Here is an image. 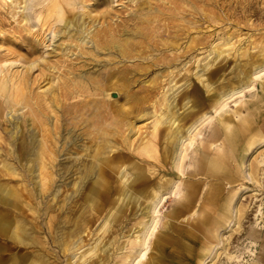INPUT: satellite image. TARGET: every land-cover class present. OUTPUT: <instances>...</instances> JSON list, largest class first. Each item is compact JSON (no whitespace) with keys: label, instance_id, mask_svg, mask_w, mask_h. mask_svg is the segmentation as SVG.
<instances>
[{"label":"rangeland","instance_id":"obj_1","mask_svg":"<svg viewBox=\"0 0 264 264\" xmlns=\"http://www.w3.org/2000/svg\"><path fill=\"white\" fill-rule=\"evenodd\" d=\"M159 11L170 13V21L179 25L178 49L154 45L159 43H153L160 38L158 36H166V32H156L161 29L155 30V39L144 42V52L137 55L131 50V57L120 56L115 49L96 47L100 40L113 38L119 46L128 36H136L135 31L143 26L141 21L146 15L152 18L151 25H163V19L154 17ZM25 14L32 21L25 18ZM72 16L75 25H66ZM93 19L98 21L93 24ZM97 31L101 38L96 37L95 41L91 36ZM69 33H75L79 39L68 36ZM192 38L195 42L187 46ZM7 57L36 59L39 64L31 71L28 88L31 97L35 96L33 100L47 112L46 126L54 134L55 161L50 167L51 182L46 188L50 190L40 191L36 183L39 179L37 167L31 168L29 162L39 140L40 131L37 132L39 129L33 124L37 120L34 121L27 108L20 104L15 105V110L5 108L0 117V219H6L5 224L9 226L19 223L33 242H17L12 246L8 244L10 240H0V254L3 255L0 264H10L14 256L22 257L18 258L19 264H42L44 261L76 264L78 260L83 261L82 254H92V245H98L101 251L86 260L87 264H99L107 256L109 259L102 264H123L122 261L129 264L131 258L125 262V255L129 250L135 255L145 239L149 246L145 245L148 247L142 264H264V92L260 86L264 83V74L252 78L251 73L256 63H264V0H0V59ZM14 63L11 67L8 64L10 69H23L22 63ZM111 71H115L116 76ZM118 71L125 72L124 76ZM90 76L98 79L103 87L100 86L96 95L67 96L69 99L64 100L65 79L74 78L92 88L96 84ZM248 79L252 80L251 87L224 100L227 92L239 88ZM108 80L118 86L114 88L118 92L117 101L109 103L112 109L121 105L129 109V117L116 116L122 118L117 122L120 138L119 135L113 137L117 147L110 154L127 152L130 156L124 162L115 157L116 174L105 166L103 155L93 157L96 144L91 142L84 116L73 117L72 110L66 114L61 107L81 99L110 100L108 88L104 89L105 85H110ZM46 87L51 90L45 91ZM213 93L222 101L211 108ZM55 96L60 98L59 105ZM163 97L167 98V106L162 104ZM161 110L174 112L185 129L197 125L191 132L192 143L185 141L183 144L186 156L180 168H175L176 160H163L167 118H163L164 123L159 124L155 136L158 159L144 158L137 153L141 140L152 137L155 114ZM104 114L103 123L105 116L109 118ZM255 117H258L254 125L257 133L243 135L233 149L225 137L228 132L224 131L234 129L242 120L253 121ZM221 119L227 122L226 126ZM128 120L133 121L128 131L131 141L125 145L122 139L127 133L124 131ZM23 137L27 141L25 156L19 160L17 144ZM179 147L180 143L176 152ZM205 147L209 149L205 151L210 159L217 152L221 156H217L215 162L220 166L218 174L212 171L211 161L205 170L198 169ZM90 163L94 171L84 175ZM97 183H103L102 189ZM13 190L17 191L18 198H7L5 193ZM153 190L165 193L153 212L156 215L150 210L157 201L156 196L150 195ZM152 216L157 217L149 226L148 239L143 233ZM1 229L0 225V232L10 234ZM74 230L80 232L72 239L71 250L64 252L59 239L66 235L67 239L73 237L69 233ZM131 242L136 243L134 248ZM79 244L82 246L77 249Z\"/></svg>","mask_w":264,"mask_h":264},{"label":"bare ground","instance_id":"obj_2","mask_svg":"<svg viewBox=\"0 0 264 264\" xmlns=\"http://www.w3.org/2000/svg\"><path fill=\"white\" fill-rule=\"evenodd\" d=\"M5 1H11V0H5ZM152 1V0H151ZM178 1V0H177ZM104 2V1H103ZM135 2V1H134ZM156 2V1H154ZM176 2V1H175ZM14 3V2H13ZM82 3V2H81ZM91 3V2H90ZM158 3V1H157ZM181 3V2H180ZM183 3V2H182ZM196 3V2H195ZM194 3V4H195ZM23 4V3H22ZM21 4V5H22ZM103 4V3H102ZM137 4V3H136ZM163 4V2H162ZM176 4V3H175ZM19 5V6H21ZM26 5V4H25ZM111 5V4H110ZM147 5V4H146ZM168 6V4H166ZM180 5V4H179ZM102 6V5H101ZM158 7V6H157ZM180 7V6H179ZM18 8V6H17ZM25 7H23V10H24ZM162 8V6L160 7V9ZM176 8V7H175ZM27 9V8H25ZM88 9V8H87ZM147 9V8H146ZM159 9V7H158ZM182 8H180L181 10ZM17 10V9H16ZM164 10V9H163ZM26 11V10H25ZM91 10H89L90 12ZM165 11V10H164ZM94 12V11H93ZM91 12V13H93ZM171 12V11H170ZM178 13V12H177ZM29 14V13H28ZM21 15V14H20ZM152 15V14H151ZM157 16L154 15V17L157 19V20H161L163 19L164 20V23L163 25H158V24H150L152 18L151 17H148L147 15L145 16V18L142 19V24L143 26L141 27H138L137 31H135L136 36H128L127 39H125V41L122 42L121 45L117 46V44L112 41L113 38H111V40H100L99 39L101 37V35H99L100 31H97L96 35L95 34H92L91 36V39L93 38L95 40L96 37L97 40L99 41L100 44H97L96 43V47L97 48H102V49H105V48H108V49H115L117 52H119L120 56H127L129 55L130 57L132 56V54L130 53L131 50H135L137 55L139 54V52H142V46H144V42L146 41H149V40H152V39H155V35H154V32L155 30H158V29H161V30H158L156 31L157 33H161V32H166V36H158L160 37L159 39L156 38V41H154L153 43L155 42H159V43H155L154 45L156 46V44H160L161 46H163L164 48H170L171 49H178L180 47V42H179V39L177 38L178 36V33H177V30H180L178 29V24H174L172 23L170 20H172V16L170 13H166V12H163V11H159L158 14H156ZM25 18H28L29 15L25 14L24 15ZM176 16V15H175ZM23 18V17H22ZM72 18L73 16L68 19V21L65 23L66 25H70V26H74L75 24L72 22ZM140 18V17H139ZM174 18V17H173ZM206 18V17H205ZM29 19V18H28ZM87 19V18H86ZM135 19V18H134ZM177 19V18H176ZM16 20V19H15ZM24 21V18L22 19ZM194 20V19H193ZM28 21V20H27ZM26 21V22H27ZM29 21H32V19ZM28 21V22H29ZM96 19H93V24L96 23ZM139 22V21H138ZM77 23V22H76ZM86 23V22H84ZM90 23V21H89ZM162 23V22H161ZM194 24V23H193ZM35 25V24H34ZM209 25V24H208ZM212 25V24H211ZM36 26V25H35ZM56 26V25H55ZM20 27V26H19ZM32 27V26H31ZM37 27V26H36ZM80 27V26H79ZM78 27V28H79ZM88 27V25H87ZM93 27V26H92ZM123 27V26H122ZM193 27V26H192ZM26 28V27H25ZM47 29V28H46ZM61 29V28H60ZM67 29V28H65ZM90 29V28H89ZM123 29V28H122ZM188 29V28H187ZM198 29V28H197ZM227 29V28H226ZM217 30V29H216ZM37 31V30H36ZM153 31V32H152ZM188 31V30H186ZM229 31V30H228ZM55 30H53V34H54ZM78 33L80 31H77ZM125 32V31H124ZM128 32V31H127ZM130 32V31H129ZM192 32V31H191ZM237 32V31H236ZM67 33V32H66ZM52 34V35H53ZM64 34H65V30H64ZM120 34V33H119ZM123 34V33H122ZM134 34V33H133ZM202 34V33H201ZM213 34V32H212ZM252 34V33H251ZM5 35V33H4ZM27 35V34H26ZM57 35V34H56ZM68 36H72L73 38L75 39H79V36H76L75 33H69L67 34ZM66 35V36H67ZM194 35V34H193ZM215 35V34H214ZM181 36V35H180ZM192 36V35H191ZM56 37V36H55ZM62 37V36H61ZM193 37V36H192ZM182 38V37H181ZM188 38V37H187ZM212 38V37H211ZM183 39V38H182ZM181 39V40H182ZM214 39V38H213ZM230 39V38H229ZM233 39V38H232ZM22 40V39H21ZM96 41V40H95ZM251 41V40H250ZM37 42V40H36ZM145 42V44H146ZM152 42V41H150ZM149 42V43H150ZM185 42V41H184ZM194 43L195 42V38H192L189 42V45H191L190 43ZM209 42V41H208ZM38 43V42H37ZM220 43V42H219ZM224 43V42H223ZM240 43V42H239ZM184 44V43H183ZM208 44V43H207ZM206 44V45H207ZM10 45V44H9ZM46 45V44H45ZM153 45V44H152ZM205 45V46H206ZM116 46L118 48H116ZM217 47V46H216ZM58 48V47H57ZM159 48H161L159 46ZM158 48V49H159ZM16 49V48H15ZM44 49V48H43ZM54 49V48H52ZM144 49H145V46H144ZM199 49V48H198ZM60 50V49H58ZM164 50V49H163ZM162 50V51H163ZM229 50V49H228ZM56 51V50H55ZM107 51V50H106ZM46 52V51H45ZM144 52V51H143ZM146 52V51H145ZM209 52V51H208ZM29 53V52H28ZM33 53V52H32ZM43 53V52H42ZM135 53V52H134ZM135 53V54H136ZM151 53V52H150ZM144 54V53H143ZM159 54V53H158ZM5 55V53H4ZM35 55V54H34ZM39 55V54H38ZM136 55V56H137ZM142 55V53L140 54ZM236 55V53H235ZM159 56V55H157ZM216 56V55H215ZM42 57V56H41ZM47 57V56H46ZM81 57V56H80ZM96 57V56H95ZM161 57V56H160ZM129 58V57H128ZM153 58V57H152ZM169 58V57H168ZM167 58V59H168ZM241 58V57H240ZM143 59V58H142ZM194 59V58H193ZM36 59H31V60H22V59H19V58H10V57H7L6 59H0V117L1 115L4 113V109L5 108H9V109H13L15 110V105H21V107H26L27 108V111H28V114L29 116L34 120L36 121L37 120V123L36 122H33V124L39 129L37 130L40 131V133L38 134L39 136V140L37 141V145L35 146L36 149L35 150V153L32 157H30L29 159V162L31 163V168L34 167L36 165L37 167V170H38V179L36 182L37 184L39 183V186L40 188V191H44L46 188H48L47 186L49 185V183L51 182V176H52V170H50L51 166H53V162L55 161V141L53 139V133H51V130L50 128H47V121L45 120V118L47 117V112L45 110V108L38 102H36V100H33L35 98L31 97L32 94L30 92V88H28V83L30 82L29 80V77H30V74H31V71L34 69V67H38L39 64H37V62L35 61ZM41 60L43 62H46V59L45 58H41ZM166 60V59H165ZM255 60V59H254ZM52 61V60H51ZM57 61V60H56ZM14 62H17L19 64L22 63V70H18V71H15V70H12L10 69L11 65L14 63ZM143 63V62H142ZM148 63V62H146ZM158 63V62H157ZM253 63V62H252ZM256 63V62H255ZM8 64L10 65V67L8 66ZM15 64V63H14ZM113 64V63H112ZM144 65V64H143ZM141 64V66H143ZM148 65V64H147ZM17 66V65H16ZM50 67V65H48ZM94 66V65H93ZM114 66V65H113ZM146 66V65H145ZM144 66V67H145ZM152 66V64H151ZM13 67V66H12ZM20 67V68H21ZM55 67V66H54ZM99 67V66H98ZM14 68V67H13ZM19 68V69H20ZM108 68V67H107ZM163 68V67H162ZM106 69V68H105ZM105 69H103L104 71H106ZM113 69V68H112ZM116 68H114L115 70ZM120 69V68H119ZM118 69V70H119ZM145 69V68H144ZM166 69V68H164ZM111 70V69H110ZM139 70V69H138ZM143 70V69H142ZM158 70V69H157ZM120 71V70H119ZM118 71V72H119ZM124 70H122L123 72ZM189 71V70H188ZM111 72H114V76H116V72L115 71H111ZM121 72V71H120ZM119 72V73H120ZM125 73V72H124ZM123 73V74H124ZM252 75L253 77L252 78H255L259 75H262L264 74V63H256L253 67V70H252ZM81 74V73H80ZM79 74V76H80ZM84 74V73H82ZM93 74V73H91ZM110 74V73H109ZM120 73V75H123ZM241 74V73H240ZM119 75V74H118ZM126 75V74H125ZM105 76V75H104ZM103 76V77H104ZM113 76V77H114ZM124 76V75H123ZM123 76L121 79H123ZM110 75H108V79H109ZM118 77H121V76H118ZM126 77V76H125ZM172 77V76H171ZM262 77V76H261ZM117 78V77H116ZM170 77H168L169 79ZM31 79V78H30ZM163 79V78H162ZM165 79V78H164ZM167 79V80H168ZM90 80L91 81H94L96 85H94L92 88H88L86 87L85 84L79 82V81H76L74 80V78L72 79H68L66 81L65 79V85H63V91H64V100H68L69 98L67 96H72V97H88V95H96L97 91L100 89V82L98 79H95L94 77H91L90 76ZM105 80V79H104ZM118 80V79H116ZM125 80V79H123ZM129 80V79H128ZM166 80V81H167ZM37 81V80H35ZM121 81V80H120ZM126 81H127V77H126ZM162 81V80H161ZM165 81V82H166ZM251 81L252 80H247L243 83L242 86H240L239 88L237 87L236 89H233V90H230L229 92H225L226 95H224V100H227L229 98H232L233 96L243 92V90L245 88H249L251 87ZM97 82H99L97 84ZM102 82V81H101ZM104 82V81H103ZM106 82V81H105ZM104 82V83H105ZM109 82V80H108ZM123 82V81H122ZM33 83V82H31ZM110 83V82H109ZM149 83H152V80L149 81ZM175 83V82H174ZM253 83V82H252ZM107 84V82L105 83ZM103 84V85H105ZM117 84V83H115ZM114 82L111 81L110 85L107 86L105 85V88H108L107 89V95H108V98L110 100L108 101H99V100H77V101H74L72 104H62L61 107H62V110L68 114L71 112H73V117H81V116H84V119H83V122L86 124V128H87V131H88V134L90 133V137L91 138V142L92 144H96L95 145V149H96V152L94 151V154H93V157L94 158H97L98 156L100 155H103L104 157V161H105V166L109 169H111L112 172H114L116 174V169L118 167V165L115 163L116 159L115 157H119L121 159V161H127L129 160L130 156L129 154H127V152L123 153V152H120V153H111V151L115 150V148L117 147V144L114 142L115 140H113L114 136L115 135H119V131L117 130V122H121V119L122 118H126V117H129L127 114L129 112V109H125V105H121V106H118L114 109H112V107L110 106V102L111 104H114V101H117V95H118V92L115 90L117 88H115V85ZM120 84V82H119ZM123 84H126V83H123ZM122 85V84H121ZM127 85V84H126ZM191 85V84H190ZM240 85V84H239ZM33 86H34V83H33ZM51 86V85H50ZM114 86V87H113ZM158 86V85H156ZM162 86V85H161ZM260 86H261V90L264 92V83L261 82L260 83ZM102 87V86H101ZM118 87V86H117ZM124 87V86H123ZM126 87V86H125ZM150 87H153V86H150ZM163 87V86H162ZM103 88V87H102ZM115 88V89H114ZM154 88V87H153ZM152 88V89H153ZM161 88V87H160ZM93 89V90H92ZM162 89V88H161ZM160 89V90H161ZM35 90V89H34ZM51 90V87L49 89V87H46L45 88V91H50ZM121 90V89H120ZM151 90V89H150ZM188 90V88H187ZM246 90V89H245ZM149 91V90H148ZM147 92V91H145ZM163 92V91H162ZM213 91H211L212 93ZM33 93V92H32ZM74 93V94H73ZM35 94V93H34ZM160 94V93H158ZM241 95V94H240ZM128 97H130V95L128 94L127 95ZM126 96V99H128V97ZM213 99L214 101L211 103V108H214L215 105L219 103V99L217 96L214 95V93L212 94ZM215 96V97H214ZM175 97V96H174ZM238 97V96H237ZM48 99V98H47ZM54 99L58 100L57 102V105H59V101H60V98H56V96L54 97ZM85 99V98H84ZM151 99V98H150ZM53 100V99H52ZM222 101V100H221ZM254 102L257 101V99H253ZM47 102V101H46ZM162 104L163 105H166L167 106V98L163 97V100H162ZM189 102V101H188ZM170 103V102H169ZM168 103V104H169ZM175 104V102H174ZM252 105L253 102H252ZM52 106V105H51ZM49 107V106H48ZM47 107V108H48ZM73 107V109L71 108ZM129 107V106H128ZM173 107V106H172ZM101 109L103 110L101 112ZM103 112L107 115H109V118L107 119V117L105 116L106 118V121L105 123H103V119H102V114ZM112 112H115V114L111 115ZM168 112V113H167ZM165 112L164 110H161L159 113L155 114L156 116V119L153 123V132H152V137H146L144 140H141L140 142V146L138 147V154L139 156L141 157H144V158H148V159H158V156L160 155L159 154V146L156 145V140H155V136L157 135V130H158V127L161 126L159 124H162L164 123V120L163 118H166L168 120L167 121V130H168V134L164 140V148H163V155H164V158L163 160L168 161V162H171L172 160L175 161V168H180V165H181V161L185 158V154H184V151H186V147L185 145L183 146L184 142L187 141L189 144L192 143V140H193V136L191 137V132L194 131V129L197 127V125H190L188 126L186 129L184 128V123L181 122V118L180 117H177V115L174 113V112H170V111H167ZM15 113V112H14ZM104 114V115H105ZM117 114V115H116ZM121 114L122 118L119 119V115ZM153 114V113H152ZM15 115V114H13ZM51 115V114H50ZM154 115V114H153ZM23 116V115H21ZM116 116H119V117H116ZM137 116V115H136ZM143 115H140L139 117H141ZM55 117V116H54ZM104 117V116H103ZM138 117V116H137ZM9 118V117H8ZM73 119V118H72ZM80 119V118H79ZM118 119V120H117ZM257 119L258 117H255V119L252 121V120H242L240 121L238 124L235 125V128L234 129H230V131H224L225 133V137H227V140H228V144H230L231 142V145L233 146V149H236L237 145H238V142L240 140V138L245 135V134H250V132L252 133L253 131L255 132L256 128H254V125L256 126V123H255V120L257 122ZM177 120V121H176ZM221 123H223L224 125L227 123L226 121L224 120H220ZM2 122V120L0 121ZM3 122H4V119H3ZM17 122V121H16ZM14 123V122H13ZM258 123V122H257ZM16 124V123H15ZM132 124H133V121H127L125 122V126H126V129L124 132L127 131L126 135H123V139H122V142L123 144L125 145H128V143L131 141L130 139V136H128V131H130V128L132 127ZM136 124V123H135ZM25 126V125H24ZM28 126V125H27ZM80 126H82L80 124ZM226 126V125H225ZM32 127V126H31ZM34 127V126H33ZM33 129V128H32ZM256 129V130H255ZM31 130V129H30ZM35 130V128H34ZM11 132V131H10ZM34 131V133H37ZM28 133V132H27ZM33 133V131L31 132ZM222 133V132H221ZM257 133V132H255ZM9 134V133H8ZM259 134V133H258ZM257 134V135H258ZM32 135V134H31ZM30 135V136H31ZM36 135V134H35ZM65 135V134H64ZM256 135V134H254ZM10 136V135H9ZM14 136V135H13ZM18 136V134H17ZM21 136V135H20ZM118 137V136H117ZM217 137V136H215ZM119 138H120V135H119ZM2 139V137H0V140ZM11 139V138H10ZM22 141L20 143H18L17 145H19V148H18V158L19 160L22 159L23 155L25 156L24 154V149L26 148V144H27V141H26V138L23 137L21 138ZM99 139V140H97ZM96 140V141H95ZM16 141V140H15ZM36 142V141H35ZM209 142V141H208ZM67 143V142H66ZM180 143V147H179V150L177 149L178 152H176V148H177V145ZM12 144V143H11ZM216 144V142H215ZM210 145H211V141H210ZM61 146V145H60ZM189 146V145H188ZM230 146V145H229ZM34 147V148H35ZM263 147V146H262ZM92 148V147H91ZM211 148V147H210ZM231 148V146H230ZM127 149V148H126ZM128 150V149H127ZM203 156L202 158L198 161V169L200 171H203L205 170V167H207L208 165V162L210 163L211 167L214 166L212 168V171L215 172L216 174L217 173V170L219 169V165L216 162V159L218 160V157H221V156H218L219 152L215 153V156H211L212 159L209 158V154H208V151H205V150H209L208 148H203ZM4 151V150H3ZM30 151V150H29ZM100 152V153H99ZM211 152V151H210ZM59 153V152H58ZM13 154H16L13 152ZM30 155V154H29ZM108 155V156H106ZM218 156V157H217ZM176 158V159H175ZM60 159V158H59ZM27 160V159H25ZM57 160V158H56ZM160 160V159H159ZM154 161V160H153ZM161 161V160H160ZM159 161V163H161ZM59 162V161H58ZM23 163V162H22ZM26 163V162H25ZM66 163V162H64ZM247 163V162H246ZM58 164V163H57ZM100 164V163H99ZM10 165V164H9ZM14 166V165H13ZM28 166V167H29ZM25 167V166H24ZM27 167V168H28ZM29 167V168H30ZM74 167V166H73ZM14 168V167H13ZM21 168V167H20ZM29 168L27 170H29ZM185 168V167H184ZM24 169V168H22ZM104 169V168H103ZM155 169V168H154ZM14 170V169H13ZM20 170V169H19ZM25 170V169H24ZM31 171H33L32 169H30ZM85 173L84 175H90L93 171H94V165L93 163H90L88 166H86V169H84ZM260 171V170H259ZM30 172V171H29ZM37 172V171H36ZM35 172V173H36ZM26 173V172H25ZM179 173V172H178ZM13 174V173H12ZM57 174V173H56ZM20 175V174H19ZM180 175V173H179ZM182 175V174H181ZM180 175V176H181ZM259 175V174H258ZM60 176V175H59ZM6 177V176H5ZM56 177V176H55ZM20 178H23L20 176ZM61 179V178H60ZM28 180V179H27ZM31 180H34V179H31ZM24 181V180H23ZM35 182V180H34ZM24 183V182H23ZM33 184L34 186V183L33 182H30ZM63 183V182H62ZM76 183V181H75ZM178 183V182H176ZM175 183V184H176ZM25 184V183H24ZM65 184V182H64ZM98 184V183H97ZM103 184V183H102ZM102 184L99 183L98 187L99 189H102ZM80 185V184H79ZM38 186V187H39ZM75 186V185H74ZM174 186V185H173ZM31 187V186H30ZM67 187V186H66ZM175 187V186H174ZM244 187V186H243ZM172 188V187H171ZM176 188V187H175ZM33 189V188H32ZM31 189V190H32ZM37 189V190H38ZM174 189V188H173ZM36 190V189H35ZM36 190V191H37ZM47 190V189H46ZM50 190V189H49ZM47 190V191H49ZM53 190V189H52ZM38 193V195L41 193ZM173 191V190H172ZM171 191V192H172ZM34 192V191H33ZM153 193L150 194L152 196H156L157 197V201L154 202V204L151 207L150 210H152V213L156 211V207H157V204H159L160 200L163 199L165 196V193L163 194V192H157L156 190H153L152 191ZM31 193V192H29ZM151 193V191L149 192ZM167 193V192H166ZM6 194V197L7 198H15L17 199L18 198V193L17 191L13 190L12 192H9V193H5ZM35 194V193H34ZM66 194V193H65ZM168 194V193H167ZM166 194V195H167ZM254 194V193H253ZM30 195V194H29ZM37 195V196H38ZM44 195V194H43ZM175 195V194H174ZM45 196V195H44ZM53 196V195H52ZM36 197V196H35ZM41 197V196H40ZM150 198V197H149ZM238 198V197H237ZM32 199H33V196H32ZM43 199V198H42ZM55 199V198H54ZM153 200V198H151ZM150 199V200H151ZM53 200V198L51 199ZM50 200V201H51ZM37 201V200H36ZM33 203V202H32ZM31 203V204H32ZM39 203V201L37 202ZM34 205V204H33ZM35 206V205H34ZM147 207H149L147 205ZM46 208V207H45ZM70 208V207H69ZM149 209V208H148ZM10 210V209H8ZM33 210V209H32ZM195 210V209H194ZM147 211V210H145ZM20 212V211H19ZM40 212V211H39ZM143 212V211H142ZM158 212V211H157ZM36 213V212H35ZM46 213V212H45ZM144 213V212H143ZM175 213H176V210H175ZM192 213V212H191ZM155 214V213H153ZM39 215V214H38ZM156 215V214H155ZM172 215H174L172 213ZM35 216V215H34ZM203 216V215H202ZM31 217V216H30ZM36 217V216H35ZM48 217V216H47ZM157 217V216H155ZM155 217L152 216V219L150 221V225H148L147 227H145V231L143 233V237L146 236L147 234V231H149L148 229L150 228L149 226L152 225V223L155 221ZM39 218V217H38ZM19 219V218H18ZM37 219V218H36ZM6 220V219H5ZM5 220L4 219H0V225L2 226L3 229H1V231H8V235H6L4 232H0V240H10L9 241V245H12L14 246L13 244L17 243V242H26V243H29L31 242V235H29L28 232H26L25 229H22L19 225V223L15 224L14 226H9V224H5ZM75 223V222H74ZM157 223V221H156ZM155 224V223H154ZM38 225V224H37ZM48 225V224H47ZM107 225L109 226V224L107 223ZM31 226V225H30ZM82 226H85V223L82 225ZM39 227V226H37ZM36 227V228H37ZM27 228V227H26ZM40 228V227H39ZM141 228V227H140ZM152 228V227H151ZM107 228H105V230H107ZM143 229V228H142ZM42 231V230H41ZM72 231V230H71ZM142 231V230H140ZM152 231V233L154 232L153 229L151 230L150 229V232ZM59 232V231H58ZM70 232V231H69ZM80 230H74L72 233H69V236H73V237H70L69 239H67V235L65 237H60L59 241H61V244L63 245L62 249L65 251L67 250H71V245L73 243L72 239L75 236V234H79ZM135 232V231H134ZM139 233V232H138ZM141 233V232H140ZM149 233V232H148ZM57 234V233H56ZM151 234V233H150ZM55 235V234H54ZM63 235V234H62ZM129 235V234H128ZM141 235V234H140ZM148 235V234H147ZM153 235V234H152ZM55 237V236H54ZM136 237V236H135ZM139 237V236H138ZM148 237V236H146ZM120 238V237H119ZM140 238V237H139ZM150 238H151V235H150ZM136 239V238H135ZM141 239L143 240V238L141 237ZM149 239V237H148ZM140 240V239H139ZM141 240V241H142ZM146 240V239H145ZM143 241L141 242L137 247H139L137 253L135 255H133V253L131 252V250L128 251V253L125 255V262H127V259L128 258H131V261L129 262V264H142V261L145 259L143 258L145 256V248L147 250V247L149 246L148 244H145L146 241ZM97 241V240H96ZM148 241V240H147ZM150 241V240H149ZM33 242V241H32ZM31 242V243H32ZM80 242H82L80 240ZM134 242V241H133ZM131 242V246L134 248V245H136V243H133ZM42 243V242H41ZM60 243V242H59ZM95 243V242H94ZM112 243V242H111ZM148 243V242H147ZM150 243V242H149ZM3 244V243H2ZM25 244V243H24ZM98 244V243H97ZM34 245V244H33ZM145 245H148L147 247ZM82 245L79 244L77 249H79V247H81ZM123 246V245H122ZM74 248V247H73ZM72 248V250H73ZM122 248V247H121ZM120 248V249H121ZM127 248V247H126ZM91 253L90 255L88 256H85L84 254H82L83 256V261L79 262V260L77 262H75L76 264H84V262H86V260H89L90 257L94 254H97V251L100 250V247L98 245H92L91 246ZM20 250V249H19ZM103 250V249H102ZM149 250V249H148ZM101 251V250H100ZM104 251V250H103ZM112 252V251H111ZM224 252V251H223ZM62 253V252H61ZM71 253V252H70ZM14 254V253H13ZM47 255V254H46ZM65 255V254H64ZM75 255V254H74ZM87 255V254H86ZM103 255V254H102ZM24 256V255H23ZM42 256V253L41 255ZM38 256V257H40ZM77 256V255H76ZM46 257V256H44ZM43 257V258H44ZM50 257V256H49ZM79 257H81V255H79ZM95 257V256H94ZM147 257V256H146ZM11 258V257H10ZM18 258L19 259H22V257H17V256H14L13 260L10 261V264H19V261H18ZM107 259H102L101 262L99 264H102L104 260H108L109 257L107 256L106 257ZM3 259V255L0 254V261ZM55 259V258H54ZM80 259V258H79ZM92 259V258H91ZM100 259V258H99ZM97 260V259H96ZM92 261V260H90ZM116 261V260H115ZM43 261H41L42 263ZM48 261H44L42 264H48L47 263ZM36 263V262H35ZM122 263L124 264V261H122ZM87 264V262H86ZM88 264H91V263H88ZM94 264V263H93ZM126 264V263H125ZM128 264V263H127Z\"/></svg>","mask_w":264,"mask_h":264}]
</instances>
